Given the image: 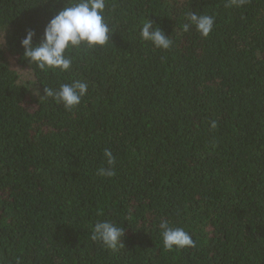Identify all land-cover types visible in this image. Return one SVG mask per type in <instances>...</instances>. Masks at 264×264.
Here are the masks:
<instances>
[{"label": "trees", "instance_id": "trees-1", "mask_svg": "<svg viewBox=\"0 0 264 264\" xmlns=\"http://www.w3.org/2000/svg\"><path fill=\"white\" fill-rule=\"evenodd\" d=\"M67 2L0 0V264H264V0H105V45L41 71L20 40ZM191 12L214 16L207 37ZM76 80L71 110L43 96ZM102 220L116 251L90 238ZM162 221L196 247L166 250Z\"/></svg>", "mask_w": 264, "mask_h": 264}, {"label": "clouds", "instance_id": "clouds-1", "mask_svg": "<svg viewBox=\"0 0 264 264\" xmlns=\"http://www.w3.org/2000/svg\"><path fill=\"white\" fill-rule=\"evenodd\" d=\"M247 0H232L237 7L245 4ZM105 0H68L64 7L52 16L43 28L42 34L37 38L33 29H26L20 40L23 49L22 56L29 64H34L41 71L58 69L61 72L68 71L73 63L67 50L87 45L89 48L103 46L109 40L110 28L105 22ZM188 23L183 25V30L190 27L204 37L211 32L214 24V16L191 12L187 16ZM140 37L149 41L156 48L168 50L172 46V40L165 36L159 26L147 20L140 28ZM37 39V42H34ZM89 85L79 80L72 83H62L58 89L43 87V96L52 98L63 104L66 110H71L80 104L81 99L87 94ZM215 125L213 124V127ZM104 157L108 167L98 170V175L111 178L115 175V157L113 153L105 149ZM162 243L166 250L196 247L192 236L181 227H171L167 221L159 224ZM124 229L116 226L108 220L97 221L91 228V240L112 251L118 250L122 244Z\"/></svg>", "mask_w": 264, "mask_h": 264}]
</instances>
